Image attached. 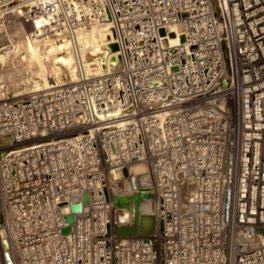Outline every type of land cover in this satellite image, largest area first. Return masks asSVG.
<instances>
[{
    "label": "built area",
    "instance_id": "1",
    "mask_svg": "<svg viewBox=\"0 0 264 264\" xmlns=\"http://www.w3.org/2000/svg\"><path fill=\"white\" fill-rule=\"evenodd\" d=\"M15 1L0 0V35ZM22 17L72 43L107 24L121 57L99 75L76 57L74 84L0 102V141H42L0 162L16 263L264 264V0H50ZM131 164L148 166L149 187ZM142 194L157 201L156 235L114 236V214L131 224L124 207Z\"/></svg>",
    "mask_w": 264,
    "mask_h": 264
},
{
    "label": "bare ground",
    "instance_id": "2",
    "mask_svg": "<svg viewBox=\"0 0 264 264\" xmlns=\"http://www.w3.org/2000/svg\"><path fill=\"white\" fill-rule=\"evenodd\" d=\"M18 1L19 0H16L14 2L15 5L14 4L12 5L11 7L12 10L10 12L9 17H7L6 25L12 13H14L16 17L21 18L23 23H25L22 16L24 15L26 9H28L29 7H33L31 6L33 2L36 6L38 1L46 2L50 0H22L23 3H18ZM24 25H27L26 27L30 32H33L34 36H29L27 34L28 30L27 31L23 30V35L25 39L22 45L19 44V42L18 43L14 42L15 43L14 45V43L9 41L10 47L7 48L4 52H0V78L3 74L4 61L10 57L11 48L13 49L15 48L18 51V54L20 53L19 54L20 57L23 58L24 61L26 62L27 70L29 69L30 71L31 70L30 68L32 67H35L37 69L38 81L33 82L32 86L26 85L22 93H19V95L12 97V99H15L16 97L19 96H24V95L29 96L32 93L50 91L74 84L77 79V69H78L76 57L78 58L81 67L85 69L87 74L95 73L99 75L100 73L117 69V65L121 57V52H119L118 48L116 50H112L110 46H107L109 43H112L108 38L110 33L107 32L109 30V25L107 24L91 26L89 28L78 31L75 37V43H72L70 40H68L65 37H60L58 38V40H56L54 38H51L50 36H43L41 31L39 30V28L42 26V21L39 19H36L28 24L25 23ZM171 31L172 33H175L172 34L171 38H169L171 44L172 45H177L179 43L182 44L183 41L179 38L180 35L179 30L173 29ZM42 55H44L46 58L45 60L47 62L45 63L50 62L49 63L50 72L48 71L47 66L42 59ZM92 66H97L96 71L92 70ZM49 74H52L55 77L56 79L55 82L57 85L55 84L50 86L48 82ZM61 74L62 76L64 74L68 76L70 82L64 83L63 80L61 79L62 77ZM2 97H4V95H1L0 93V102L5 100H11L8 98L3 99ZM154 107H155L154 104H150L149 106H147L148 109H153ZM44 136L45 135L41 137ZM81 136H82L81 132L75 135V137H81ZM40 143H42L40 137L31 138L28 141L15 145L12 144V141L10 139L7 141V143L1 144L4 146L1 148L0 152H4V155L0 158V162L2 158L5 156L6 151L8 149L12 148L15 150H19ZM230 143L231 146L228 145V151L229 149H231V163H230L231 171H230V177L227 176V184H226V192L229 191L228 207L226 209L227 222L231 214L230 197H231L232 175L234 170L233 169L234 140L232 139ZM228 167L229 165H228V155H227L226 170H228ZM127 170L131 175L134 176V178L137 181H140L143 187L145 188L149 187L150 179L148 177L149 168L147 165L131 164ZM136 205L139 210V215H150L154 217L155 229L153 234L148 237L155 236L157 232V218L155 214V210L157 207L156 199L153 197V195H147L145 199L139 198L134 203L133 209H135ZM0 215L2 217V222L0 223V264H5L4 252L6 251V249L1 243L2 239H6L8 241L9 247L7 252L11 258L12 263L17 264L16 243L11 234V228L9 225L8 217L5 214L2 205L1 195H0ZM126 216H127L126 211L124 213L123 212L115 213L114 221L115 223H117L116 226H126L127 224L123 223L126 221ZM119 218L122 222L121 224H118ZM134 218L135 215L133 219L130 220L131 224L128 225H132V226L134 225V220H135ZM261 242L264 243V237L261 239Z\"/></svg>",
    "mask_w": 264,
    "mask_h": 264
},
{
    "label": "rangeland",
    "instance_id": "3",
    "mask_svg": "<svg viewBox=\"0 0 264 264\" xmlns=\"http://www.w3.org/2000/svg\"><path fill=\"white\" fill-rule=\"evenodd\" d=\"M18 3H23L22 0H19ZM15 5V4H14ZM31 6H35L34 2L31 4ZM22 19L19 17H16L14 13H12L11 17L8 20V23L6 25L5 31L0 35V42L11 41L19 42V44H23V41L25 39L23 35V30L27 31L28 28L27 25H24ZM27 34L29 36H34L33 32L27 31ZM15 45V43H14ZM10 57L4 61L3 64V74L0 78V93L1 95H4V98H8L11 100H20L24 99L27 96H19L15 99H12V97H15L16 95H19V93H22L26 85H33V82L38 81L37 77V69L35 67L30 68L27 70L26 68V62L23 58L20 57V53L18 54V51L14 48H11L10 51ZM42 55V59L45 62H47L45 59V56ZM50 62L45 63L47 66L48 71L50 72ZM14 65V67H13ZM37 75V76H36ZM62 76V74H61ZM26 79V80H25ZM64 83L70 82L68 76L65 74L61 77ZM34 80V81H33ZM55 77L52 74H49L48 76V82L51 85H54ZM27 83V84H26ZM57 85V84H56ZM4 90V91H3Z\"/></svg>",
    "mask_w": 264,
    "mask_h": 264
},
{
    "label": "water",
    "instance_id": "4",
    "mask_svg": "<svg viewBox=\"0 0 264 264\" xmlns=\"http://www.w3.org/2000/svg\"><path fill=\"white\" fill-rule=\"evenodd\" d=\"M160 34L163 35L164 31L161 30ZM172 36V35H171ZM183 41V39H182ZM110 48L112 50H116L117 46L116 45H111ZM10 140V138H4L0 141V144H5L7 143V141ZM229 146H231V143L229 144ZM4 155V152H0V158ZM230 163H231V149H229L228 151V170H227V176L230 177V171H231V167H230ZM124 173V177H127V170L125 169L123 171ZM147 197L146 194H142L141 198L145 199ZM83 198V202L87 203L88 202V198L87 195L84 194L82 196ZM228 198H229V191H227L225 193V200H224V208H225V223L227 222V215H226V209L228 207ZM138 200V195H134L131 197L130 202H136ZM114 203L119 204V203H127L128 199L126 198H114L113 199ZM125 208H129V209H133L132 207L129 206H125ZM71 210L73 213H80L82 210V204L81 203H77L75 205L71 206ZM135 213V220H134V225H126V226H114V236L116 237H130V236H142V237H148L150 235L153 234L154 229H155V222H154V217L150 216V215H139V210L137 205L135 206L134 209ZM66 221L68 224H72L74 221V217L73 215H70L68 217H66ZM2 222V217L0 215V223ZM69 232V228H66L63 230V233H68ZM2 245L5 247L6 251L4 252V260H5V264H13L11 261V258L7 252L9 244L8 241L6 239H2L1 241Z\"/></svg>",
    "mask_w": 264,
    "mask_h": 264
}]
</instances>
